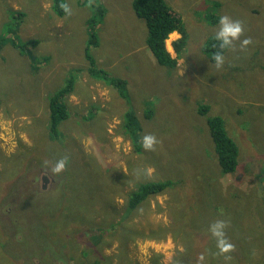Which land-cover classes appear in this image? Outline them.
I'll return each instance as SVG.
<instances>
[{
    "label": "rangeland",
    "instance_id": "1",
    "mask_svg": "<svg viewBox=\"0 0 264 264\" xmlns=\"http://www.w3.org/2000/svg\"><path fill=\"white\" fill-rule=\"evenodd\" d=\"M131 1L65 0L68 12L60 17L52 11L50 0H0V34L8 21L4 6L22 13L11 19L17 44L4 41L0 45V158L17 154L19 159L18 166L12 165L0 181V264L101 260L94 241L91 260L81 250H86L89 235L111 220L113 206L114 211L120 208L124 196L140 181H192L193 193L202 195L196 191L201 179L196 176L201 165L198 156L207 162L206 170L215 174L218 187L213 183V190L217 188L221 198L218 208L225 210L219 211L224 216H216L217 208H206V222L192 224L200 231L192 232L189 245L197 251L203 248L211 236L206 223L230 221L223 229L224 238L233 245L230 251L238 264H257L264 257V179L260 177L264 167V0H166L185 29L179 55L171 42L180 34L173 31L166 40L176 58L171 70L159 65L144 43L140 28L144 22L131 9ZM214 1L219 5L214 7ZM98 4L105 10L97 23V44H90L89 53L97 68L123 79V86H111L88 71L87 19ZM221 16L240 21L243 32L225 51L224 64L217 69L203 52L202 42L215 34ZM245 38L251 43L241 47ZM19 45H27L34 55ZM42 56L49 58L41 62ZM69 77L73 88L62 99L69 117L59 124L60 139L53 140L47 129V97ZM200 100L224 117L239 144L240 164L232 174H222L210 162L208 128L204 118L193 113ZM127 112L132 125L140 128V144L145 135L156 138L152 150L142 146L135 150L125 127ZM171 138L172 144L166 141ZM182 146L192 151L190 160L186 156L183 163L173 164L176 152L171 149L184 151ZM48 149L54 152L49 155ZM63 157H67L64 169L53 173L51 169ZM4 168L0 162V171ZM99 181H106L110 189L99 186ZM83 190L84 195H79ZM101 192L114 194L101 196ZM88 193L95 197L83 208L77 198L86 200ZM180 193L183 201H194L189 190L156 195L123 227L124 258L130 263L152 264V254L158 253L159 261L168 264L176 251L185 248L187 241L179 236L173 239L171 232L165 239L144 237L169 224V202L179 201ZM257 200L263 202L254 205ZM92 206L94 225L72 236L70 231L77 227L74 214L83 209L89 212ZM65 234H69L67 240ZM44 239L58 247H49ZM102 239L100 252L115 263L119 240L106 235ZM213 245H217L215 237Z\"/></svg>",
    "mask_w": 264,
    "mask_h": 264
},
{
    "label": "trees",
    "instance_id": "2",
    "mask_svg": "<svg viewBox=\"0 0 264 264\" xmlns=\"http://www.w3.org/2000/svg\"><path fill=\"white\" fill-rule=\"evenodd\" d=\"M51 1V9L54 13H56L57 16H63L65 14V10L62 7V5L66 6L65 0H50ZM132 8L136 15L139 17L140 20H142L144 23L140 25V28L144 29L143 32V41L147 45V47L150 48L151 52L153 53V56L155 57L156 62L164 66L168 69H174L176 65V58L173 57L168 50L166 46V40L169 36V34L173 31H176L180 34V36L173 40L171 42L172 48L174 49L175 53L179 55L183 49V45L185 44L184 34L185 29L184 25L179 17H176L173 12L171 11V7L168 5L166 0H132L131 1ZM219 5L218 1L213 2V6L216 7ZM104 8L101 4H98L96 6V9L93 10L92 15L87 19V22L90 26L88 32H87V42L85 46L84 51V57L88 60V71L89 73L107 84L113 86H123V79L110 76L104 69L97 68L96 60L93 56L89 53V48L91 46L95 47L97 44V35H96V29L98 28V21H101L103 19V13ZM17 12V13H15ZM4 13L8 17V21L6 22L7 27L4 29V31L0 34V45L4 41H11L17 44L18 41H16V38L14 36H17L13 33V21L11 19H14L15 14L21 15L22 13L16 10H9L6 9L4 6ZM218 20V19H214ZM145 25V28H144ZM11 34L12 36H9ZM214 35L206 37L205 41L202 42V50L205 52L210 59H212L213 55L217 52H221L222 54L225 53V51L228 48L220 49L218 47V41L214 39ZM28 43H32V40H29ZM93 44V45H90ZM18 48L22 51L27 52L28 54L34 55L31 50L27 47V45H19ZM48 57L42 56L38 59L42 61H46ZM111 77V78H110ZM73 88V82L72 77H69L64 86L59 87L55 89L52 93H50L47 97V104H48V123H47V129L48 134L53 140H59L60 139V132H59V124L62 120L67 119L69 116L68 109L66 105L62 102V98ZM120 92H123V89L120 90ZM224 99H222L223 102ZM196 112L199 114L201 118H204L205 124L208 128V134L211 140V147L210 152L208 153V156L210 158V162L214 168V166H217L222 174H232L238 169V165L240 164L238 155H239V144L236 142L233 136L230 135L227 127H226V121L224 117L219 113H213L212 110H210V107L207 103L200 100L196 102V108L193 109V113L196 114ZM126 117V123L125 127L129 129L130 136L133 141V146L137 152L141 150V144L139 142V136L140 133H138L139 127L135 124L132 125L130 114L127 112L125 114ZM138 127V130H137ZM141 137V136H140ZM168 143L172 144L173 138L166 140ZM169 144V145H170ZM184 151H180L178 147H173L171 149L175 150L176 152L174 155H172V163L173 164H181L186 159L185 157H188V160H190V157L192 155V151L189 152V148L187 146H182ZM45 152H49V155H51V152H54V150H47ZM198 156V155H197ZM198 160L200 162V167L197 170L196 176L200 177V181L197 179V185H196V191L201 190L203 193L200 194H194L193 189L194 185L192 181H180V179H170L165 178L161 180H155V181H140L136 187L131 190L126 196H124V203L119 208H116V211L113 209L110 211L112 212V218L109 222H107L105 225L101 226L99 230H96L93 234L89 235L90 238H88V244L85 246L86 250H81V254L83 257H85L86 254H88L90 259V251L91 250H97L101 256V260H97L96 262H92V264H111L113 263L109 256L103 255L100 252L99 245L102 243V239L105 235L109 237H115L118 241V258L117 261L113 264H132L129 262L128 258H124L126 256L125 246L122 241V237L120 236L123 227L126 226V224L132 220L137 214L139 208L151 197H155L156 195L167 193L168 191H172L173 194H176L178 192L184 191L188 192L190 191V194L194 197V201L189 199L188 201H183V195L180 193L179 201L177 202H169L170 212L168 214L169 216V224L164 225L162 228H159L157 231H152L148 235H144L147 239L150 240H159V239H165L167 234L171 232V235L173 239H177V236H179L180 240H186L187 243L185 245V248L182 251H176V254L172 256L171 262L168 264H225L226 262L228 264H238V260L236 259L235 255L229 251L227 253L221 254L217 248V245H213V236L210 232V226L213 225V222L211 221L208 224L206 223V230L209 232H206L207 234L211 235L208 237L206 244H208L206 247L203 246L202 249H199L198 251L189 245V240L192 239L194 234L192 233L194 230L200 231L196 226L192 227V224H194L197 220L201 221L204 220L206 222V208L209 210L211 207H215L218 209V212L216 213V216H224L223 213H219V211L225 210L222 208H218L219 201L221 202L220 196L217 194V188L213 190V183L216 184L218 187V184L216 182V179L214 175L206 170V164L207 162L204 161L200 156H198ZM0 162L2 163L3 167H5L3 170L0 171V181L4 180V177L8 174V169L14 165L18 166L19 159L17 154H13L10 157H3L0 158ZM170 165V163L168 164ZM214 170V169H213ZM111 171V168H108L106 170L107 173ZM263 176L264 179V167L262 169V174L260 173V177ZM106 181H99V186L105 188L106 190L110 189V185L105 183ZM80 187H82V182L80 183ZM175 192V193H174ZM113 192H106L105 194L101 192V196H112ZM124 194V195H125ZM79 195H84V190ZM95 196L93 194H86L84 200L83 198H77V201L80 203V205L85 208L87 207V202L90 203L92 199ZM97 198V197H96ZM263 201L257 200L254 205L258 203H262ZM95 203L94 205H96ZM110 204V203H109ZM93 205V206H94ZM91 208V211L86 212L85 209L77 212L74 214V220L76 221V228H72L70 231L72 236L75 231L84 230L85 228L91 227L94 225L92 222V217L94 216V210L95 207ZM199 207V208H198ZM80 212H82L80 214ZM103 214L107 212L105 209L102 211ZM214 215V214H213ZM227 219H229L227 216H225ZM220 219V218H219ZM221 220V219H220ZM223 221V220H221ZM205 224H201V226L204 227ZM228 226L231 225L230 221H228ZM227 225L225 224L224 228H227ZM113 227V228H111ZM39 228L42 229L41 225H39ZM111 228L110 230H108ZM180 228L183 229V233L180 232ZM159 232V233H158ZM201 232H199L200 234ZM198 234V235H199ZM67 235L65 234V240L68 239ZM225 237V236H224ZM226 238V237H225ZM45 240V239H44ZM49 247H55L53 244H51L48 240H45ZM92 241H94V245L92 244ZM64 245H68L70 242H60ZM91 245H93L94 249L91 248ZM73 246V245H72ZM71 246V247H72ZM75 246V245H74ZM73 246V248H74ZM233 246V245H232ZM58 247V246H56ZM55 247V248H56ZM48 248V247H47ZM42 249H46L45 246H42ZM88 250V251H87ZM85 254V255H84ZM225 256L228 257V259H225ZM73 256L71 255L72 258ZM160 255L158 253L152 254V264H162L159 261ZM95 259V258H94ZM92 259V260H94ZM91 260V259H90ZM84 262V261H83ZM77 263V264H83ZM85 263V262H84ZM138 264V262L136 263ZM257 264H264V257L257 263Z\"/></svg>",
    "mask_w": 264,
    "mask_h": 264
},
{
    "label": "clouds",
    "instance_id": "3",
    "mask_svg": "<svg viewBox=\"0 0 264 264\" xmlns=\"http://www.w3.org/2000/svg\"><path fill=\"white\" fill-rule=\"evenodd\" d=\"M62 7L64 8L65 12L67 13L68 12L67 7L65 5H62ZM242 32H243V27H242V24L240 21L231 20L227 16H221L218 20V29L215 32L214 39L216 41H218V47L220 49L230 48L233 44V41L240 38ZM240 43H241V47H244V46L250 44L251 41H250V39L245 38V39L241 40ZM212 59L215 63V67L217 69L222 68V66L224 64V56L221 52L215 53L213 55ZM138 127H137V130H138ZM139 130H140V128H139ZM156 142L157 141H156V138L154 136L145 135L142 137L141 146L145 150H152L153 146ZM66 162H67V157H63L60 160H58L55 163L54 167L51 169L52 172L53 173L61 172L64 169ZM44 186H42V187H44ZM224 227H225V223L223 221H216L213 225L210 226V232H211L212 236L216 238L217 248L221 254L229 252L232 248V245L230 243H228L226 241V239L224 238V231H223ZM225 259L227 260L228 257L225 256Z\"/></svg>",
    "mask_w": 264,
    "mask_h": 264
},
{
    "label": "flooded vegetation",
    "instance_id": "4",
    "mask_svg": "<svg viewBox=\"0 0 264 264\" xmlns=\"http://www.w3.org/2000/svg\"><path fill=\"white\" fill-rule=\"evenodd\" d=\"M42 180H43L42 186H44L45 182L47 181V178L45 176H42Z\"/></svg>",
    "mask_w": 264,
    "mask_h": 264
}]
</instances>
